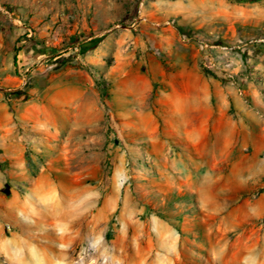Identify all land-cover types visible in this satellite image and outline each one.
<instances>
[{"label":"rangeland","instance_id":"374dc122","mask_svg":"<svg viewBox=\"0 0 264 264\" xmlns=\"http://www.w3.org/2000/svg\"><path fill=\"white\" fill-rule=\"evenodd\" d=\"M261 40L264 0H0V101L13 118L47 86L77 79L69 71L92 78L104 112L42 167H29L27 140L0 151V264H249L236 234L161 173L176 138L159 114L156 73L187 59L232 83L257 116ZM139 76L151 88L136 98Z\"/></svg>","mask_w":264,"mask_h":264},{"label":"crops","instance_id":"0c3cea01","mask_svg":"<svg viewBox=\"0 0 264 264\" xmlns=\"http://www.w3.org/2000/svg\"><path fill=\"white\" fill-rule=\"evenodd\" d=\"M67 74L77 79L47 86L40 101L29 98L17 120L0 101L3 154L27 140L29 167H42L53 146L98 128L104 112L92 78ZM156 78L159 114L176 138L161 173L173 188L192 192L203 214L217 217L220 231L236 234L246 262L264 264V121L232 83H221L187 59ZM132 86L136 98L151 88L145 76ZM17 125L29 128L28 135H20ZM236 261L241 264L240 257Z\"/></svg>","mask_w":264,"mask_h":264},{"label":"built area","instance_id":"2783aa9c","mask_svg":"<svg viewBox=\"0 0 264 264\" xmlns=\"http://www.w3.org/2000/svg\"><path fill=\"white\" fill-rule=\"evenodd\" d=\"M264 42V40H261ZM199 44L202 48L205 49H213V50H217L219 52H222L224 54H230L233 51H236L237 49L240 48L239 45H221V44H208L204 41H199ZM201 61H202V66L206 71H212L215 70L217 68L216 66V62L214 57L209 54V53H203L202 57H201ZM226 76L228 78H232V75L230 73H227ZM239 94H241V91H239ZM257 116L264 121V113L263 112H259L256 111Z\"/></svg>","mask_w":264,"mask_h":264},{"label":"trees","instance_id":"16d2710c","mask_svg":"<svg viewBox=\"0 0 264 264\" xmlns=\"http://www.w3.org/2000/svg\"><path fill=\"white\" fill-rule=\"evenodd\" d=\"M249 1H257V0H249ZM97 41H98V39H96L94 41V43L92 44V47L95 46V44H96ZM19 94H20V92H13V93H10L9 95L11 97H17ZM190 195L194 196L193 193H190Z\"/></svg>","mask_w":264,"mask_h":264},{"label":"bare ground","instance_id":"6f19581e","mask_svg":"<svg viewBox=\"0 0 264 264\" xmlns=\"http://www.w3.org/2000/svg\"><path fill=\"white\" fill-rule=\"evenodd\" d=\"M66 264H69V263H66Z\"/></svg>","mask_w":264,"mask_h":264}]
</instances>
